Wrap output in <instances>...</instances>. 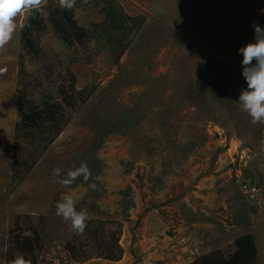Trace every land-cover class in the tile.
<instances>
[{"label":"rangeland","instance_id":"obj_1","mask_svg":"<svg viewBox=\"0 0 264 264\" xmlns=\"http://www.w3.org/2000/svg\"><path fill=\"white\" fill-rule=\"evenodd\" d=\"M114 1L139 20L112 44L64 46L47 23L58 2L46 0L43 14L17 19L43 21L37 54L22 48V26L0 51V264L21 255L12 250L19 234L40 239L32 264H187L217 248L233 251L247 233L264 264V124L238 104L247 88L238 49L254 42L253 21L264 27V0ZM102 5L76 0L77 23L100 22ZM222 73L224 93L205 92L204 82ZM72 75L86 98L65 106L61 133L43 149L28 140L14 151L18 99L61 100ZM92 111L111 124L95 125ZM14 152L36 158L19 181ZM81 162L92 172L87 182H53L55 168L66 173ZM252 176L258 185L241 182ZM66 192L91 216L82 234L56 214Z\"/></svg>","mask_w":264,"mask_h":264},{"label":"trees","instance_id":"obj_2","mask_svg":"<svg viewBox=\"0 0 264 264\" xmlns=\"http://www.w3.org/2000/svg\"><path fill=\"white\" fill-rule=\"evenodd\" d=\"M101 1L103 5L99 13L103 15V19L100 22L94 23L90 29L84 28L77 23L74 17V8L72 10H64L58 7V3H53V6L50 8L47 23L64 46L79 44L82 48H85L88 45L87 42L91 39L103 44H112L111 39L114 35L125 34L130 29L131 24L137 22L139 18L126 16L121 6L114 0ZM42 23L43 21L41 22V20L31 16L20 29V44L29 53L37 54L38 36L43 27L41 26ZM116 45L119 54L122 53L124 45L121 42ZM222 68L225 71V66L220 64L218 69L222 70ZM215 70L217 69L215 68ZM223 73L220 77L210 78L204 82L207 84L206 88L204 87L205 92L212 95L218 94L217 92L224 93L220 84L225 78V74ZM70 79L69 90L61 89L59 92L61 100L52 101V96L50 95L42 96V99L38 103L30 99L25 100L23 97L18 99L17 106L20 109H24V111L21 113L20 120L15 122L13 127L14 151L20 150L19 141L27 142L28 140L34 146L37 145L43 149L52 143L61 133L63 127L67 124V118L64 114L65 106L73 107L77 100L86 98V89L75 90L73 85L75 77L72 75ZM217 100L223 101L224 99ZM91 114L94 115L93 118L95 119L93 123L95 125L111 124V121L106 116L100 118L95 115V111H92ZM116 122L120 125L122 124V119L118 118ZM108 128V131L115 129V127L110 126ZM17 156V152H14L12 172L14 179L19 181L32 168L36 158L25 157L20 161ZM241 182H247L249 186H256L255 184L258 185L260 181H258L257 176H252L251 178L245 177ZM121 192L124 193V190ZM130 204H132V201H130ZM12 246V250L24 255L26 259L32 260L36 258L39 252L40 239L37 234L32 236L19 234L13 238ZM233 246V251L217 248L210 253L195 258L187 264H258V249L252 234L247 233L237 237L233 242ZM102 250H106L107 258H116L109 247L102 246Z\"/></svg>","mask_w":264,"mask_h":264},{"label":"clouds","instance_id":"obj_3","mask_svg":"<svg viewBox=\"0 0 264 264\" xmlns=\"http://www.w3.org/2000/svg\"><path fill=\"white\" fill-rule=\"evenodd\" d=\"M58 7L64 10H72L76 0H57ZM46 0H0V51L13 39L18 27L17 19L25 12L44 13ZM254 42H249L238 49L243 56L242 76L247 88L241 90L239 105L241 109L251 117L253 124H264V27L253 21ZM7 71L0 68V75ZM264 146V140L261 141ZM264 150V148H262ZM80 177L87 182L92 177L91 169L86 162H81L79 167H73L66 173L59 167L53 170V182L59 183L63 188L70 189L73 183ZM90 187L95 190L96 184ZM80 197L73 192L61 195L56 204V214L67 223L71 230L82 234L87 228V222L91 219L85 209H77ZM9 264H32L31 259L24 255H17L9 261Z\"/></svg>","mask_w":264,"mask_h":264},{"label":"built area","instance_id":"obj_4","mask_svg":"<svg viewBox=\"0 0 264 264\" xmlns=\"http://www.w3.org/2000/svg\"><path fill=\"white\" fill-rule=\"evenodd\" d=\"M255 187H253L252 189H254Z\"/></svg>","mask_w":264,"mask_h":264}]
</instances>
